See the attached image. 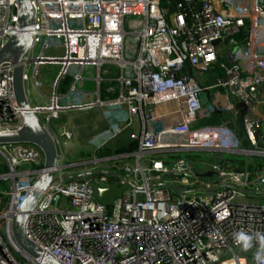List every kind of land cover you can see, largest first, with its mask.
Returning a JSON list of instances; mask_svg holds the SVG:
<instances>
[{
    "label": "built area",
    "instance_id": "built-area-1",
    "mask_svg": "<svg viewBox=\"0 0 264 264\" xmlns=\"http://www.w3.org/2000/svg\"><path fill=\"white\" fill-rule=\"evenodd\" d=\"M28 1L32 44L22 79L27 99L47 81L46 101L28 110L55 143L56 180L24 211V235L58 264H264L258 241L243 250L233 237L264 234V164L238 170L214 164L212 179L192 172L188 180L181 159L171 168L159 158L141 159L210 149L264 161L257 145L263 137L250 112L264 102V0ZM16 21L17 0H0V47L16 32ZM50 65L52 75L40 79L39 67ZM13 67L0 63V132L22 123ZM89 82L91 89L84 87ZM107 107L121 109L127 124L137 123L129 132L134 147L125 154L132 161L119 167L115 180L94 169L70 176L72 166L107 158L63 163L70 133L53 131L51 121ZM223 112L231 122L241 116V126L199 124ZM42 164L31 143L0 144V178L8 179L9 191L0 214V264H40L21 255L11 232ZM168 173L183 174L177 184L190 189L169 184ZM109 186L120 194L105 204L96 188Z\"/></svg>",
    "mask_w": 264,
    "mask_h": 264
},
{
    "label": "water",
    "instance_id": "water-1",
    "mask_svg": "<svg viewBox=\"0 0 264 264\" xmlns=\"http://www.w3.org/2000/svg\"><path fill=\"white\" fill-rule=\"evenodd\" d=\"M32 25L33 11L29 1L17 0L16 32L0 47V63L8 61L14 64L12 68V92L16 105L24 110L21 112L22 123L17 130L0 132V144L18 142L31 143L38 147L43 155L42 166L44 171L39 176L34 187L35 189L26 196L20 205L19 213L13 218L11 237L21 255L24 257L39 261L40 264H58L52 257L44 255L23 232V222L26 217L24 211L33 203V199L36 198L39 190H43L51 182L56 180L52 172V168L56 167L55 143L49 132L39 123L33 112L28 110L29 102L22 79L24 63L28 58L32 44V35L30 33ZM167 175L182 177L183 174L168 173ZM201 175H209V173L205 172ZM119 194V190L113 186L96 188V198L105 204L109 203L113 197L119 196Z\"/></svg>",
    "mask_w": 264,
    "mask_h": 264
},
{
    "label": "rangeland",
    "instance_id": "rangeland-1",
    "mask_svg": "<svg viewBox=\"0 0 264 264\" xmlns=\"http://www.w3.org/2000/svg\"><path fill=\"white\" fill-rule=\"evenodd\" d=\"M43 67H39V73L40 75L46 76V77H50L54 71V67L52 65L50 66H46L45 69L43 70ZM215 75L220 76L221 75V71L218 67H216V69L214 70ZM207 75V74H206ZM211 79L213 77V75L210 76ZM88 87V88H92V86H90V84H84V87ZM81 119V118H79ZM108 119H110V117H108ZM122 120H119L120 124L121 122H123L125 120V124L126 126L123 127L121 129L124 130L125 128L131 127L132 126V122L127 124V118H121ZM113 121V120H112ZM115 122V121H113ZM204 120H201L199 123H203ZM57 123H62V121H54V119L51 121V127L52 129L55 131V124L59 125ZM75 124L78 123V121H74ZM116 124V123H115ZM81 126L86 127L85 124H81ZM118 124H116V126L114 128H117ZM77 129V128H76ZM78 130V134L82 133L83 130ZM106 133L108 135H110L111 137V132H112V128L111 130H109L108 128L105 129ZM130 132H135V131H130ZM85 137H88L86 140H88L85 143H89L93 146H89L88 148L83 146V147H74L73 145L71 146V139L66 140V144H62L63 149L65 150L64 153V161L65 162H72V161H76V160H80L83 159L85 160L86 158H90L92 156H95L98 158V155L100 154V152H102L103 149H110L111 148L109 146H104V145H100V147H96V141H98L99 139L95 138L92 134H90L89 132H85L81 135V138H78L77 141L78 143H80V139L83 140L85 139ZM126 137V136H125ZM85 141V140H84ZM81 144H84L83 141ZM130 144H134V142L130 141V143H127L126 148L121 147L116 149L117 152H115L116 150H114L115 153H120V154H115L117 155V157H115V159H111V162H115L114 164H117L116 162L118 160H120L121 162L124 160L123 157H118V155H122L125 157H130V156H126L125 154L129 153L131 149H128V147L130 146ZM128 149V150H126ZM118 150H120V152H118ZM124 154V155H123ZM159 158L162 160H165V164L169 166V168L172 167V163H174L175 161H177L178 159H181L183 162L182 165H184L187 169L185 170L188 175V180L192 179V172L194 173H199L202 174L204 173L207 169H209V167L211 165L214 164H220L221 166H223L224 168L227 169H233L236 168L237 170L240 168H244L245 165H249V163L251 162V164H254V166H261L262 164H264V161L262 160L261 156L258 157L256 155H247V154H240V155H235L233 154V152H228V151H223V150H208V149H202V150H188V151H184V152H176V151H172V152H166L163 153L159 156H155V155H151V154H144L141 156V159H146V158ZM217 159H221L220 162H217ZM110 159H102L100 160L98 163L92 164V163H88L85 164L83 166H72L71 168H68L66 170H68V172L70 173V176L72 177H76L79 178L81 177L80 175H77V172L82 170V171H91L92 169L94 170H101V168L105 167L107 164H111L109 163ZM149 160V159H148ZM108 161V162H107ZM253 162V163H252ZM124 164V163H123ZM250 164V165H251ZM249 165V166H250ZM117 166V165H116ZM78 167V168H77ZM252 167V166H250ZM76 173V174H75ZM167 181H169L171 185H177L180 186L183 189H190V187H188L187 185H180L177 184V182H179V180L176 178V176L168 178ZM8 190V179H2L0 178V214L5 210V207L7 205V201L9 198V195H7V192L9 193ZM3 222L4 219L1 218L0 219V227L2 228L3 226ZM26 264V263H24Z\"/></svg>",
    "mask_w": 264,
    "mask_h": 264
},
{
    "label": "crops",
    "instance_id": "crops-1",
    "mask_svg": "<svg viewBox=\"0 0 264 264\" xmlns=\"http://www.w3.org/2000/svg\"><path fill=\"white\" fill-rule=\"evenodd\" d=\"M45 67L46 66H44L43 70L45 69ZM53 69L55 70V67ZM39 77H40V79H44L45 76L39 74ZM88 84H90V86H92L91 82L87 83V85ZM89 89H91V88H89ZM47 94H48V85H47V81H45V83H43L42 87L40 88V91L34 93L35 96L28 95L29 104L30 105H36V104L44 103L46 101ZM103 95H104V93L101 94V96H103ZM89 97L90 96L87 95V98H89ZM87 98H84V99H87ZM101 109H104V108H94V109L86 110V111H77V112H69L67 114H61V115H59L58 118L54 119V121H56V122L59 120L62 121V123H57L59 125L55 124V131L59 130L62 127L67 129L70 133V139H71L70 145L71 146L73 145L74 147L85 146L88 148L89 146H93L89 143H85L88 141V140H86L88 137H85V139H83V140L80 139V143H78L77 139L81 138V135L85 132H89L96 139L97 138L99 139L98 141H96V147H100V145L109 146L111 148V150L110 149H108V150L111 153V155L103 156V157L110 159L109 163H111V164H109V165L107 164L105 167L101 168V170H99V171H101V172L106 171L107 175L110 177V179L115 180V178L118 177L120 175V172H121L119 167L123 163L131 162L133 158H131V157L124 158L123 157L124 160L122 162L120 161L121 159L118 160L116 162L117 164H114L115 162H111L112 161L111 159H115V157H117V155H115V154H120V153H115V152H117L116 149H118V148L121 149V147L126 148L127 143H130L129 132L130 131H136L138 129V127H137V123L133 120L131 127L125 128V130L123 132L119 133L116 137H112V136L110 137V135H108L106 133L105 129L108 128L107 126H109L110 121L111 122L115 121L117 124L119 118H117L115 116L118 115L121 118H124L125 113L123 111H117L115 113H107L105 116H103V113H98ZM250 112H251L253 117L257 118V120H258L257 131L262 135V137L264 139V102H261L255 106H253V108L250 110ZM93 113H97L98 115H95V117H94ZM108 117H110V119H108ZM79 118H81V119H79ZM229 118H230L229 114L226 112L225 113L224 112L223 113H215V114H212L209 118L204 119L203 123H199V124H219L220 122H225V123H228L229 127L241 126V116H237L236 119L233 120V122L229 121ZM74 121H78V123L75 124ZM82 123L85 124L86 127L81 126ZM76 128L79 130H83L82 133L78 134V130ZM82 141L84 144H81ZM114 150H116V151L114 152ZM126 150H128V149H126ZM118 151H120V150H118ZM119 156L120 155H118V157ZM120 157H122V156H120ZM217 160H218L217 162L221 161V159H217ZM244 167H247V165H245ZM208 170L209 169H207L205 172H208ZM204 173H202V174H204ZM208 173H209V175H200L199 173L197 175L200 178H203L205 180H210V179H212L213 174H210V172H208Z\"/></svg>",
    "mask_w": 264,
    "mask_h": 264
},
{
    "label": "clouds",
    "instance_id": "clouds-1",
    "mask_svg": "<svg viewBox=\"0 0 264 264\" xmlns=\"http://www.w3.org/2000/svg\"><path fill=\"white\" fill-rule=\"evenodd\" d=\"M234 241L237 245L241 246L243 250H249L253 246L254 241L259 242L260 251L257 253L259 259L261 253H264V234L254 233L248 234L244 231H238L233 234Z\"/></svg>",
    "mask_w": 264,
    "mask_h": 264
},
{
    "label": "bare ground",
    "instance_id": "bare-ground-1",
    "mask_svg": "<svg viewBox=\"0 0 264 264\" xmlns=\"http://www.w3.org/2000/svg\"><path fill=\"white\" fill-rule=\"evenodd\" d=\"M117 111H122V110L117 108V107H107V108L101 109L98 113H103V116H105L107 113H115ZM95 115H98V114L97 113H93L94 117H95ZM115 117L121 119V117L118 116V115L115 116ZM115 126H116V124L114 122H111V121L109 123V126H107L109 130H111V128H112V132L110 133L112 137H116L119 133H121V132H123L125 130L124 129V130L121 131V129L123 128L122 124L118 125L117 128H114Z\"/></svg>",
    "mask_w": 264,
    "mask_h": 264
},
{
    "label": "trees",
    "instance_id": "trees-1",
    "mask_svg": "<svg viewBox=\"0 0 264 264\" xmlns=\"http://www.w3.org/2000/svg\"><path fill=\"white\" fill-rule=\"evenodd\" d=\"M243 145L246 146L247 142L244 141ZM257 145H258V147L264 148V139H259ZM133 147H134V144H130L128 149H132ZM118 152H120V151H118ZM109 155H111L109 150L108 149H103L102 152H100V154L98 155V157L109 156ZM0 170H2V169L0 168Z\"/></svg>",
    "mask_w": 264,
    "mask_h": 264
}]
</instances>
